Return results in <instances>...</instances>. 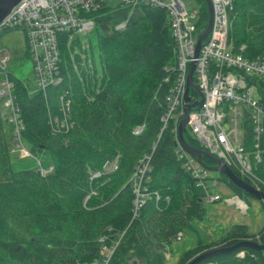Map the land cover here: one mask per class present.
<instances>
[{"label":"trees","instance_id":"obj_1","mask_svg":"<svg viewBox=\"0 0 264 264\" xmlns=\"http://www.w3.org/2000/svg\"><path fill=\"white\" fill-rule=\"evenodd\" d=\"M201 1L204 23L208 8ZM98 13L97 61L81 58L79 37L68 43L63 36L56 80L44 91L29 93L13 77L21 138L29 157L48 154L46 166L37 160L33 168L13 167L14 145L5 135L0 100V264H161L172 239L203 217L202 197L177 156L173 133L166 129L157 138L165 95L175 78L177 49L168 13L118 2ZM230 21L233 51L243 44L247 58L264 56V0H235ZM121 22L124 27L116 28ZM61 94L69 100V126L54 130L49 118H62ZM138 126L142 129L135 133ZM185 138L203 149L188 133ZM147 155L150 170L135 209L131 177ZM202 161L206 167L215 164L211 157ZM113 162L116 166L107 171L105 165ZM50 165L42 174L40 167ZM259 175L264 180V170ZM213 179L217 182L208 184L209 191L226 184L233 194L243 193L223 174L225 184ZM243 240L264 243V226L250 233L245 224H234L220 238L187 249L178 264ZM213 263L264 264V250L238 245L196 264Z\"/></svg>","mask_w":264,"mask_h":264},{"label":"built area","instance_id":"obj_2","mask_svg":"<svg viewBox=\"0 0 264 264\" xmlns=\"http://www.w3.org/2000/svg\"><path fill=\"white\" fill-rule=\"evenodd\" d=\"M117 1L129 8L139 5L161 8L170 17L171 33L177 49L173 65L175 78L165 95V109L160 117L161 129L157 138L168 129L174 135V142H178V126L185 116L186 106L201 100L199 106H192L187 113L184 137L188 128V134L204 150L237 171L252 188L263 191L264 180L259 171L264 170V99L256 97L254 93L259 85L264 88V56L247 58L242 53L243 44L239 52L233 51L229 30L235 0H210L211 28L197 53L198 34L208 23V20L204 23L200 21L201 9L188 13L182 0ZM103 5L113 6L106 0H19L2 18L0 33L12 28H21L24 32L38 91H44L56 80L63 36L70 42L73 36L93 28ZM124 25L125 22H121L116 28H123ZM9 58L7 50H0V100L2 106L10 111L7 121L14 125V146L11 150H16L19 158H25L31 154L20 135L23 120L14 93L15 76L6 68ZM192 65V85L188 86ZM186 95L188 100H185ZM64 98L65 94H61L62 118L57 115H50L49 118L54 130L69 126V100ZM141 129L138 126L134 132L138 133ZM176 148L177 156L183 160L195 187L201 189L203 200H222L234 204L242 214L247 212L248 204L238 194L222 197L220 193H211L208 182L215 185L217 180L209 177V168L180 144ZM149 159V155L140 159L132 173L135 209L143 201V181L150 170ZM115 166L114 162L107 163L105 168L108 171ZM51 169V165L40 167L42 174ZM239 256H243V253L240 252Z\"/></svg>","mask_w":264,"mask_h":264},{"label":"rangeland","instance_id":"obj_3","mask_svg":"<svg viewBox=\"0 0 264 264\" xmlns=\"http://www.w3.org/2000/svg\"><path fill=\"white\" fill-rule=\"evenodd\" d=\"M182 1L188 13H192L194 9H200L203 5L201 0ZM117 2V0H106V3L111 5H115ZM96 31V28H92L80 34V41L82 44L76 47V51L80 53L83 60L87 59V61H90L94 59L97 61L95 47ZM90 43L91 46L89 47ZM0 50H7L9 52L10 58L6 65L7 71L20 79L29 93L38 91L39 87L32 68L31 59L27 54L23 30L21 28H12L0 33ZM254 95L264 99V88L259 85L258 91H255ZM2 108V115L6 123L5 135L8 141L14 145V125L7 121L10 111L4 106H2ZM186 133H189L188 128L186 129L185 134ZM12 152L11 154L14 155L12 163L15 169L36 167L38 165L37 160H40L44 166L48 164V154H37L35 158L33 156L18 158V152L16 150ZM208 173L209 177L219 178L220 183H224L222 180V173L219 171L209 169ZM196 190L198 193L201 191L200 188H196ZM210 191L211 193L218 192L222 197L233 195V191L226 184L215 188L210 187ZM239 196L248 204V210L245 214H242L234 204H228L222 200L209 202L202 199L200 202L201 208L203 209L202 219H193L191 221V228L188 226L182 228V231L178 234L179 237L176 236L173 238L170 244L166 246L165 258L161 264H178L180 256L187 249L196 246L199 242L207 243L220 238L228 232L234 224H245L248 232H258L264 226L263 202L244 192L239 194ZM90 264L96 263L93 262Z\"/></svg>","mask_w":264,"mask_h":264},{"label":"water","instance_id":"obj_4","mask_svg":"<svg viewBox=\"0 0 264 264\" xmlns=\"http://www.w3.org/2000/svg\"><path fill=\"white\" fill-rule=\"evenodd\" d=\"M19 0H0V21L2 20V18L13 8V6L18 2ZM207 8H208V23L205 27V29L198 34L197 37V42H196V53L198 52L200 46H201V42L203 41V39L206 37V35L208 34L210 28H211V23H212V6H211V2L210 0H204ZM193 68L194 66L192 65L189 75H188V86L192 85V72H193ZM187 92V89H186ZM185 99L188 100L189 97L186 95ZM201 104V100L192 104H188L186 106L185 109V116L183 117V119L179 122V126H178V142L175 141L174 145L175 147L178 146L179 144L182 146V148L189 152L190 154L194 155L198 161H202V157L206 156V157H211L215 164L213 166L208 167L211 170H217L220 173H222L223 175H225L227 177V179L234 185L238 186L239 188H241V190L257 199H260L263 203H264V193L255 190L254 188H252L251 186H249L246 182H244L240 177H238L232 170H230L220 159L215 158L212 154H210L209 152H207L206 150L193 146L191 144H189L186 140V138L183 135V132L185 131V124H186V120H187V113L190 110V108L192 106H199ZM179 143V144H178ZM201 200V198H200ZM238 245H247V246H251V247H255L258 248L259 250H264V243L262 242H258V241H252V240H243L241 242H238L236 245L234 246H230L228 248H223V247H213L210 248L209 250L203 252L201 255H199L198 257H196L195 259H193L189 264H196L199 260L212 256V255H216L222 251H224L225 249H232L235 246Z\"/></svg>","mask_w":264,"mask_h":264},{"label":"bare ground","instance_id":"obj_5","mask_svg":"<svg viewBox=\"0 0 264 264\" xmlns=\"http://www.w3.org/2000/svg\"><path fill=\"white\" fill-rule=\"evenodd\" d=\"M81 34V33H80ZM80 34H78L77 35V37H79L80 38ZM69 43V42H68ZM61 47V46H60ZM60 51H61V48H60ZM187 93V92H186ZM186 100V99H185ZM12 151H14V150H12ZM150 164V163H149ZM177 237H179V235L177 236Z\"/></svg>","mask_w":264,"mask_h":264}]
</instances>
